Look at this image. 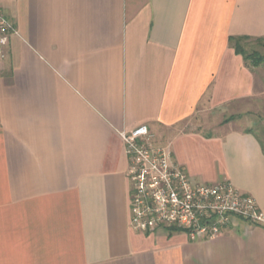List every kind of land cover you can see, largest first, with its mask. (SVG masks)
Segmentation results:
<instances>
[{"label":"crops","instance_id":"obj_1","mask_svg":"<svg viewBox=\"0 0 264 264\" xmlns=\"http://www.w3.org/2000/svg\"><path fill=\"white\" fill-rule=\"evenodd\" d=\"M18 35L0 64V264H264V225L215 238L130 226L121 132L148 126L194 182L264 213V0H0ZM199 110L229 115L189 130ZM256 114V115H255ZM259 125V124H258ZM261 129V128H260Z\"/></svg>","mask_w":264,"mask_h":264},{"label":"built area","instance_id":"obj_2","mask_svg":"<svg viewBox=\"0 0 264 264\" xmlns=\"http://www.w3.org/2000/svg\"><path fill=\"white\" fill-rule=\"evenodd\" d=\"M13 35L18 31L0 8V64ZM120 136L129 163L130 226L136 232L177 230L202 241L225 233L234 219L264 225V213L254 197L229 182H194L168 149L154 144L148 126Z\"/></svg>","mask_w":264,"mask_h":264},{"label":"rangeland","instance_id":"obj_3","mask_svg":"<svg viewBox=\"0 0 264 264\" xmlns=\"http://www.w3.org/2000/svg\"><path fill=\"white\" fill-rule=\"evenodd\" d=\"M242 46L244 47L245 51L247 53L252 52H258L259 54L264 56V47L260 43L254 40H249L242 43ZM257 116H248L245 114L244 120L247 122V120H251L252 122L247 124V127L250 128H257L260 131L262 130V124L261 122L264 121V108H261L258 113H256ZM255 114V115H256ZM229 115H221L214 113V111L211 110H199L197 114L187 122L188 129L189 130H203V131H211L214 128H217L222 121L227 118ZM259 124V125H258ZM261 128V129H260ZM264 133V132H263ZM154 144L159 147L157 144L156 138L153 139Z\"/></svg>","mask_w":264,"mask_h":264},{"label":"trees","instance_id":"obj_4","mask_svg":"<svg viewBox=\"0 0 264 264\" xmlns=\"http://www.w3.org/2000/svg\"><path fill=\"white\" fill-rule=\"evenodd\" d=\"M249 40H251V38L249 37H236V38L233 37L230 39V44L235 49V52L238 55H241L247 63L251 64L252 66H259L262 63H264V56L259 54L258 52L247 53L244 47L242 46L243 42ZM254 41H257L264 47V39L260 38V39H255ZM169 231L181 232L177 230H169Z\"/></svg>","mask_w":264,"mask_h":264}]
</instances>
